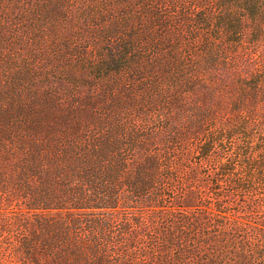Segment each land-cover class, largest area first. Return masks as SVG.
Segmentation results:
<instances>
[{
    "label": "trees",
    "instance_id": "16d2710c",
    "mask_svg": "<svg viewBox=\"0 0 264 264\" xmlns=\"http://www.w3.org/2000/svg\"><path fill=\"white\" fill-rule=\"evenodd\" d=\"M0 204V264H264V0H0Z\"/></svg>",
    "mask_w": 264,
    "mask_h": 264
},
{
    "label": "rangeland",
    "instance_id": "374dc122",
    "mask_svg": "<svg viewBox=\"0 0 264 264\" xmlns=\"http://www.w3.org/2000/svg\"><path fill=\"white\" fill-rule=\"evenodd\" d=\"M3 210H8L9 211V213H11L12 212V210L11 209H6V206H4V205H2V204H0V211H3ZM15 212H17V209H15ZM14 213V212H13ZM14 215H15V213H14ZM17 216V215H16Z\"/></svg>",
    "mask_w": 264,
    "mask_h": 264
}]
</instances>
